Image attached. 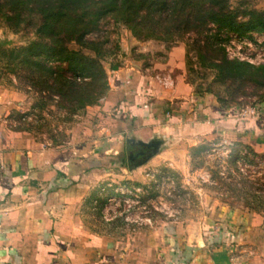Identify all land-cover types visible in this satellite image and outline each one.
<instances>
[{
    "label": "rangeland",
    "instance_id": "1",
    "mask_svg": "<svg viewBox=\"0 0 264 264\" xmlns=\"http://www.w3.org/2000/svg\"><path fill=\"white\" fill-rule=\"evenodd\" d=\"M227 4L239 13L264 10V0H227ZM209 27L205 33L188 32L170 42L144 35L138 39L122 22L109 20L87 36L97 45L96 53L75 42L67 46L96 58L106 74L133 68L187 84L196 97L234 109L241 117L264 118V80L220 65L223 57L264 64V33H228ZM36 39L33 31L13 32L0 24V48L25 46ZM13 67L0 59V134L14 143L57 151L71 166L78 165L77 172L70 171L65 179L69 224L82 231L80 240L96 238L104 253L123 255L130 245L143 243L144 237L157 238L191 225L216 234L226 230L232 244H239L237 250L264 262V141L260 137L228 128L193 140H173L158 154L138 162L118 155L91 160L82 149L105 148V143L96 142L106 138L116 120L114 108L103 109L109 87L94 103L70 112L60 96L49 88L32 87L31 78ZM97 160L99 165H89Z\"/></svg>",
    "mask_w": 264,
    "mask_h": 264
},
{
    "label": "crops",
    "instance_id": "2",
    "mask_svg": "<svg viewBox=\"0 0 264 264\" xmlns=\"http://www.w3.org/2000/svg\"><path fill=\"white\" fill-rule=\"evenodd\" d=\"M107 76L103 109L114 108L116 120L105 139L94 141L105 148L82 149L91 160L117 155L130 160L135 147L150 148L145 160L173 140L228 128L264 141L263 117L244 118L234 109L220 108L209 98L196 97L187 84L129 67ZM13 141L0 134V264H264L237 250L239 244H232L226 230L216 234L191 225L144 237L123 255L104 253L99 240H80L82 231L69 224L65 177L77 172L78 165L71 166L57 151Z\"/></svg>",
    "mask_w": 264,
    "mask_h": 264
},
{
    "label": "trees",
    "instance_id": "3",
    "mask_svg": "<svg viewBox=\"0 0 264 264\" xmlns=\"http://www.w3.org/2000/svg\"><path fill=\"white\" fill-rule=\"evenodd\" d=\"M109 20L122 22L138 39L144 35L170 42L188 32L205 33L209 26L228 33H264V10L235 12L227 0H0V24L37 35L28 45L0 48V59L30 77L32 87L49 88L66 109L75 111L101 98L108 76L96 58L67 45L75 42L96 53L97 45L87 36ZM220 62L229 69H243L244 77L264 80V64L225 57ZM130 152L129 161L138 162L150 148Z\"/></svg>",
    "mask_w": 264,
    "mask_h": 264
},
{
    "label": "built area",
    "instance_id": "4",
    "mask_svg": "<svg viewBox=\"0 0 264 264\" xmlns=\"http://www.w3.org/2000/svg\"><path fill=\"white\" fill-rule=\"evenodd\" d=\"M254 112L253 110H251V113ZM252 117V116H251Z\"/></svg>",
    "mask_w": 264,
    "mask_h": 264
},
{
    "label": "flooded vegetation",
    "instance_id": "5",
    "mask_svg": "<svg viewBox=\"0 0 264 264\" xmlns=\"http://www.w3.org/2000/svg\"><path fill=\"white\" fill-rule=\"evenodd\" d=\"M131 159H132V158H131ZM131 159H130V160H131Z\"/></svg>",
    "mask_w": 264,
    "mask_h": 264
}]
</instances>
